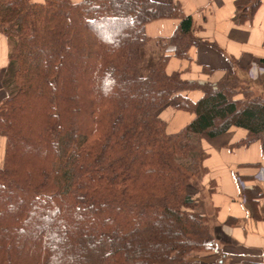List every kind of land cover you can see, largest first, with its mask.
I'll return each mask as SVG.
<instances>
[{
    "label": "trees",
    "instance_id": "1",
    "mask_svg": "<svg viewBox=\"0 0 264 264\" xmlns=\"http://www.w3.org/2000/svg\"><path fill=\"white\" fill-rule=\"evenodd\" d=\"M166 18L181 19L176 32L152 41L147 24ZM193 30L179 4L156 0H0L10 41L0 264H202L199 254L219 250L189 193L207 172L201 137L237 126L245 143L264 139V97L233 78L212 86L169 74ZM191 89L203 98L183 95ZM168 106L196 117L169 134L159 117Z\"/></svg>",
    "mask_w": 264,
    "mask_h": 264
},
{
    "label": "crops",
    "instance_id": "2",
    "mask_svg": "<svg viewBox=\"0 0 264 264\" xmlns=\"http://www.w3.org/2000/svg\"><path fill=\"white\" fill-rule=\"evenodd\" d=\"M156 1L179 4L183 15L192 17L194 24V44L186 58L170 53L169 74L179 72L189 83L212 86L233 78L256 96L264 97V0H253L243 10L237 8V0ZM257 1L260 5L252 8ZM180 22V18L152 21L146 26V34L154 42L169 39ZM9 54L10 41L0 33V105L9 95L3 83ZM183 95L197 102L204 93L191 89ZM159 117L167 123V133L176 134L196 116L168 106ZM248 137L249 131L237 126L216 137L202 134L207 172L200 194L191 195L212 218L214 235L220 243L218 251L195 258L202 264H264V139L261 135L245 143ZM5 150L6 138L0 136V167Z\"/></svg>",
    "mask_w": 264,
    "mask_h": 264
},
{
    "label": "rangeland",
    "instance_id": "3",
    "mask_svg": "<svg viewBox=\"0 0 264 264\" xmlns=\"http://www.w3.org/2000/svg\"><path fill=\"white\" fill-rule=\"evenodd\" d=\"M147 52H148V54H147ZM145 53H146L145 60L149 63L155 62L157 60V58L160 56V52H159L158 48L155 46L154 42H151L149 44V46L146 48ZM189 193H193V194L197 195L198 193L200 194V190H197L195 188H190ZM203 194H204V191H203Z\"/></svg>",
    "mask_w": 264,
    "mask_h": 264
}]
</instances>
